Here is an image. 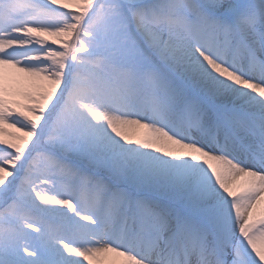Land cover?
<instances>
[{"label":"snow or ice","instance_id":"6c2138e0","mask_svg":"<svg viewBox=\"0 0 264 264\" xmlns=\"http://www.w3.org/2000/svg\"><path fill=\"white\" fill-rule=\"evenodd\" d=\"M0 264H264V0H0Z\"/></svg>","mask_w":264,"mask_h":264}]
</instances>
